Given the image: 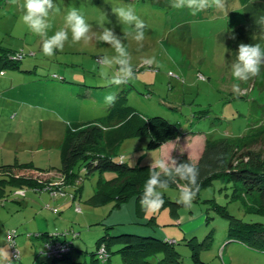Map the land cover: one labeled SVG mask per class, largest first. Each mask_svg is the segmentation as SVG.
<instances>
[{"label":"rangeland","instance_id":"obj_1","mask_svg":"<svg viewBox=\"0 0 264 264\" xmlns=\"http://www.w3.org/2000/svg\"><path fill=\"white\" fill-rule=\"evenodd\" d=\"M20 3L22 0L15 4L12 0H0V47L23 54L17 67L0 65V73L15 69L14 91L40 108H32L25 115L24 110L16 111L14 104L8 106V118H0V164L13 162L17 155L21 162H31L52 173L50 179L41 173L37 175L39 172L32 171V176L50 182L48 186L60 185L62 145L68 125L60 118L70 123L99 120L106 113L104 97L108 93H114L123 104L144 116L161 115L176 123L180 138L187 140L186 145L177 141L165 149H148L147 137L124 138L112 157L132 166L150 165L168 152L176 158L189 153L196 162L203 149L197 144H202L206 137L233 138L264 131V67L258 77L238 84L230 71L240 43H259L264 47V0H252L247 5L226 0L227 16L216 9L192 15L188 9H173L171 0H55L60 11L50 15L53 27L49 35L64 26V15L72 7L80 10L97 36L103 26L114 27L122 39L124 33L131 31L112 13V9L122 5H131L145 22L142 50H136L131 36L124 39L132 54L135 78L119 87L102 86L98 76L97 58L114 54L109 45L95 38L87 43H73L69 32L63 50L52 57L45 56L40 37L20 19ZM150 57H155L159 67L144 63ZM18 70L32 74L24 76ZM38 78L56 81L44 84ZM194 134L191 139L189 136ZM259 148L262 146L252 147ZM75 169L80 177L63 185L61 193L12 181L0 184V247H8L12 264L51 263L52 259L42 252L43 240L36 237V233L42 232L73 242L70 258L53 264H124L119 253H112L105 262L91 255L110 224L105 220L110 217L107 215L114 200L101 205L90 200L100 187L105 191L109 187L107 182L117 175L108 170L85 174L81 165ZM25 172L28 171L21 173ZM0 179L10 180L8 175L1 174ZM182 183L169 187L164 195L177 201ZM258 200V196L245 195L239 182L214 180L200 188L190 208L182 205L174 216L166 203L154 213L143 209L138 215L135 197H131L125 208L142 217L140 224L121 216L115 221L123 223L116 227L133 231L140 226L142 234L173 240L182 264H196L192 258L194 247L205 264H264V248L256 243L249 246L247 238L240 241L229 237L228 219L212 207L216 203L242 223L261 225L263 238L259 237L257 242L264 245V211L258 209ZM12 230L16 232L14 247L19 259L13 258L9 246L7 233ZM71 230L79 233L77 238L71 239L70 233L62 235Z\"/></svg>","mask_w":264,"mask_h":264},{"label":"trees","instance_id":"obj_2","mask_svg":"<svg viewBox=\"0 0 264 264\" xmlns=\"http://www.w3.org/2000/svg\"><path fill=\"white\" fill-rule=\"evenodd\" d=\"M251 1L239 0L242 5H247ZM19 53L22 54V52H12L10 49L0 47V65L17 67L20 58H14V56ZM179 135L180 131L176 123L168 121L161 115L144 116L132 106L123 104L118 97L113 105L107 106L105 115L99 120L74 122L67 125L61 153L63 182L60 185L48 186L50 182H43L38 177L17 174L13 171L14 169L19 171L42 170V168L35 167L31 162H19L16 157L13 162L0 165V174L8 175L10 179L9 181L0 179V184L12 181V183H23L39 190L61 193L63 185L73 183L76 178L80 177V172L75 169L76 165H81L85 174L108 170L114 172L117 177L107 182L106 185L109 187L105 191L100 187L90 202L94 205H101L114 200L113 209L119 207L120 204L127 203L131 197H135L136 212L140 215L143 210L140 197L149 176V165L141 167L128 165L126 162L116 161L112 154L124 138L147 137V148L154 149L165 142L176 139ZM259 145L262 148L252 149L253 146ZM178 159L198 166L200 188L209 185L214 180L239 182L245 195L259 197L258 209L264 211V131L256 130L233 138L206 137L196 162H193L185 153L181 154ZM179 183L182 182L178 181L170 187ZM163 200L169 205L173 216L178 213V207L182 206L177 201L170 200L166 195L163 196ZM212 207L228 219L229 237H235L240 241L247 238L250 240L249 246H254L256 243L257 247L264 248V245L257 242V239L263 238L260 236L261 225L242 223L240 219L228 214L224 206L216 203L212 204ZM136 217L142 218L141 216ZM116 225H106V231L96 242L95 251H91L93 259L98 260L99 258L105 262L109 260L112 253H119L124 264H133V262L136 264H182L181 255L175 249L173 240L157 238L151 234H139L136 231L116 229ZM69 233L72 234L71 239L79 235L78 232L72 230L63 232L62 235L66 237ZM15 234V230L7 233L12 251L15 249ZM57 235L47 232L36 233V237L44 242L42 252L52 259L50 264L59 259H69L73 251L72 240L67 241L65 238L59 240L55 238ZM207 237L209 234L206 235ZM54 248L57 252H54ZM13 258L19 259V253L16 255L14 251ZM192 258L196 264H205L199 258L197 247L192 250ZM69 264L86 263L71 262Z\"/></svg>","mask_w":264,"mask_h":264},{"label":"clouds","instance_id":"obj_3","mask_svg":"<svg viewBox=\"0 0 264 264\" xmlns=\"http://www.w3.org/2000/svg\"><path fill=\"white\" fill-rule=\"evenodd\" d=\"M12 3H17V0H12ZM19 7L22 12L20 17L22 23L30 32L40 37L41 51L45 56L52 57L57 51H62L69 40V32L73 43L81 41L87 43L95 38L114 50L113 55L103 54L97 58L98 76L102 86L119 87L135 78L132 54L126 47L124 39L131 36L137 44L136 50H142L147 25L131 5L112 9L118 21L131 29L130 32L123 34V39L114 27L103 26L100 34L95 35L92 24L75 7L70 8L64 15V26L49 35L53 27L50 15L60 11L55 0H22ZM171 7L176 10L188 9L192 15L209 9L224 11L226 16L228 12L226 0H171ZM144 63L159 67L155 57L146 58ZM262 67H264V47L259 43H240L237 47L236 59L230 65L234 81L238 84L256 78L260 75ZM116 99L114 93H108L104 97L105 103L109 106L113 105ZM60 119L70 125V121H64L63 117ZM198 177L197 165L179 160L171 155V152L165 153L161 158L151 161L149 165V176L140 197L142 208L148 212H156L164 204V193L170 185L178 181L185 183L180 189L177 203L190 208L200 191ZM7 248L0 247V264H12Z\"/></svg>","mask_w":264,"mask_h":264},{"label":"crops","instance_id":"obj_4","mask_svg":"<svg viewBox=\"0 0 264 264\" xmlns=\"http://www.w3.org/2000/svg\"><path fill=\"white\" fill-rule=\"evenodd\" d=\"M18 71H20V74H23L24 76L26 75L24 73H28L29 72L30 74H32V72L28 71V70L25 71V72L21 71V70H18ZM15 72H16V70L14 69V71H8V72L6 71L3 74H2V71H1V73H0L1 74L0 75V118H5V117L8 118L7 108H8V106L10 104H14L16 106L15 109H17L16 111H18L19 113H21L24 110V114L25 115L32 108H36V109L40 108L37 105H33L32 102L21 98V95L19 94L18 90L14 91V89H15L14 79L17 76L16 74H14ZM35 74H37V72H35ZM52 76H53V78H56L55 74H53ZM38 79H40V78H38ZM40 81L43 82L44 84H48V83H55L54 81H56V80H52V79L48 78V79H45L44 81H42L40 79ZM28 98H30V96ZM38 104H40V103H38ZM194 136H196V134L191 135L189 137H191V139H192V137H194ZM194 139H196V138H193V140ZM177 141H180V143L183 142L182 144H185V145L187 143V140H183V137L180 138V136H178L176 139H173V140H170L168 142L163 143L162 145H160V147H164V149H165L167 147L166 145H169V144L172 145V143H176ZM197 146H198L199 149L202 148L203 147V142H202V144L200 142H198ZM187 150H185V151H187ZM187 153H188V151H187ZM188 156H189V153H188ZM15 157L18 159L19 162H21L19 160V158L17 157V155H15ZM3 164H9V163H2L0 165H3ZM37 168H39V167H37ZM13 171L17 172V174H22L21 172L25 171V170L16 171L14 169ZM26 171H28V172L27 173L25 172L24 174H29L30 176H32V174H33L32 171H33L34 173L35 172H39V173H37V175H41V174L45 175V176L47 175L48 179H50L52 177V176H50V175H52V173H50L48 171L44 172V170H41V169H29V170H26ZM59 175H61V174H59ZM33 177H38V176H33ZM128 203L122 204L119 209H114V208L111 209L110 212L107 215V216H110V217L107 220H105V221L110 223L111 225L122 224L123 222L115 221V218L116 217H121V216H128L129 218H131V221H136L137 223L140 224V219L137 218L136 215L132 214L131 211L129 210V208H127V209L125 208V204H128ZM136 227H139V228H134L133 231H136L137 233L142 234L143 233V229H141L140 226H136ZM119 228H121V227H116V229H119Z\"/></svg>","mask_w":264,"mask_h":264},{"label":"built area","instance_id":"obj_5","mask_svg":"<svg viewBox=\"0 0 264 264\" xmlns=\"http://www.w3.org/2000/svg\"><path fill=\"white\" fill-rule=\"evenodd\" d=\"M21 56H22V54L21 53H19V54H17L16 56H14V58H21ZM51 192H53V193H55L54 191H51ZM9 234H10V236H12V234H11V232H9ZM12 238V237H11ZM61 250L63 249V248H60ZM14 251H15V254L16 255H18V251H16L15 249H14ZM13 251V252H14ZM54 252H57V249L56 248H54ZM101 254H103V252H102V250H101ZM103 256V255H102Z\"/></svg>","mask_w":264,"mask_h":264}]
</instances>
